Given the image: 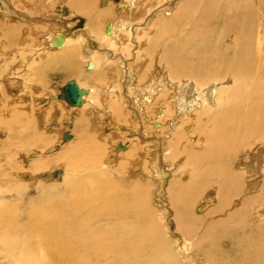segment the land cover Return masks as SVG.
<instances>
[{
	"label": "bare ground",
	"instance_id": "1",
	"mask_svg": "<svg viewBox=\"0 0 264 264\" xmlns=\"http://www.w3.org/2000/svg\"><path fill=\"white\" fill-rule=\"evenodd\" d=\"M28 1L33 5L25 13L13 5V0H3L2 20L31 28L43 26L39 23L44 17L55 18L48 27L50 34H55L54 39L52 35L46 39L47 50L50 51L48 56L55 58L56 53H61L62 60L69 58L66 62L71 66V72L79 73L72 60H75L86 38L88 41L83 47L85 58L92 57L87 58L88 68L95 75L99 63L88 34L107 42L114 49L122 47L126 50L121 56L125 63L128 58H133V53L135 65L141 63L138 74L141 91L130 92L136 83L131 84V80L123 82L126 84L124 93L127 90L129 94L132 118L122 115L125 107L119 106V99L114 96H122L123 90L119 91L118 87L105 88L102 95L107 96L102 98L88 84L72 81L69 83H74L78 99L71 101L65 90L66 99L82 115L78 126L83 129L87 127L85 122L99 123L106 120V116L115 125H118L115 120L122 119V122L119 120L123 124L121 127L125 126V119H129L132 126L140 122V127L146 124L157 129L152 135L146 132L142 138L133 141L132 153H125L122 157L126 162L133 161L137 159L138 152L144 150L142 157L145 162L136 174L158 182V204L166 205L167 212L174 213V219L184 234L179 239L183 254L193 248V239L197 241L198 236L196 232L204 230L207 220L217 217V221L206 226L205 233L195 243L197 251H204L200 254H204L207 264H264V226L257 225V220L264 221V0H122L116 6L118 9L109 7L110 1L107 0L101 3L98 12L97 6L94 7L98 0ZM58 5L62 6V11H65L64 5L70 7L73 16L95 17V25L88 34L83 33L85 37L67 36L55 29L58 25L56 20L62 15L49 12ZM176 5L180 6L179 11L183 10L179 18L172 17L178 13ZM161 12L172 17L171 20L162 16L167 21H161ZM99 18L112 22L103 28ZM159 20L160 24L162 22L161 27L160 24L157 27H160V32H152L154 30L150 28H154ZM166 29L167 33L164 32ZM9 36H4L8 42L14 34ZM135 41L140 42L139 47ZM3 44L0 46L4 48ZM20 44L18 46L22 47ZM159 48L163 51L154 56V51ZM152 55L154 58L151 60ZM145 58L151 62L143 66ZM2 69L0 64L1 74L4 73ZM125 73L128 79H135L131 71ZM91 80L96 83L100 79ZM9 82L7 80L6 83ZM32 97V101L36 100ZM63 97L62 94L51 95L53 100H62ZM101 99L105 101L104 107H101ZM143 105L147 111L142 115V121L140 112ZM154 109L155 117L149 116L147 112ZM40 116L43 122L44 112ZM138 126L132 127L135 130L131 134H138ZM81 128L77 130L81 132ZM158 128L164 130L162 135ZM87 129L90 132L91 128ZM21 130L15 135L18 140L24 138L26 128L23 132ZM81 142L88 144L84 137ZM83 147L74 148L73 153L77 157L64 163L66 177L63 188L50 198L51 208L45 206L43 212L32 213L22 200L23 193L13 189L20 194V201L28 212L13 217L9 211L0 210V261L7 260L9 264H177L178 257L165 237V220L152 206V185L146 179L137 178L131 182L121 179L118 183L116 178L115 182L110 176L99 173L102 163L86 160ZM124 147L120 145L119 149L125 150ZM126 162L121 165L122 170H127ZM40 163H44L47 169L51 166L44 160ZM38 167L42 169L41 165ZM171 176L173 178L167 184ZM29 178L42 180L35 174ZM2 179L1 186L9 184ZM13 190L7 193L12 195ZM208 190L213 195L214 207L203 210L202 203L205 204L207 198L203 197L206 194L203 192ZM256 203L263 206L258 216L250 209ZM231 221L236 224L231 225L232 230L230 225L228 227ZM214 227H219L222 232L217 239L210 238L208 233Z\"/></svg>",
	"mask_w": 264,
	"mask_h": 264
},
{
	"label": "rangeland",
	"instance_id": "2",
	"mask_svg": "<svg viewBox=\"0 0 264 264\" xmlns=\"http://www.w3.org/2000/svg\"><path fill=\"white\" fill-rule=\"evenodd\" d=\"M2 1L3 0H0V3H1L0 4L1 6L0 7L1 8L0 9V41H1L0 44L4 43L3 44L4 48L2 47V45L0 46V64L3 67L2 70L4 73L1 74L2 72H0V75H1L0 84L2 85V86L0 85V123H1L0 125V179L3 178L2 180L3 181L6 180L7 183L9 182V184L3 185V186L0 185V190L3 192L0 194V197L6 199V200L0 199V210L9 211V214L14 217L16 214L18 215H21L22 213L27 214L28 212L27 207L31 209L32 213H37L38 210L43 212V208L45 206H50L51 208V204L49 202L50 198L56 196L57 193L55 192L61 191V188H63V182L66 177V173H65L66 169L64 168V165H65L64 163L70 159H75L77 157L76 154L73 153V149L78 143H82L80 144L79 147L75 149H82V147L85 146L83 148L86 149V153H85L86 158H87L86 160L92 163H97V164L102 163L100 165L99 173H103L107 176H110V179H114L115 182L116 180H118L117 183L120 182L121 179L123 180L125 179L126 181L131 182L132 180H134V178L135 179L137 178L139 180L143 179L144 181L146 179V181H148L149 184L152 185V189L154 191V193L151 194V200L153 202L152 206H153V209L154 208L157 209L158 213L162 215L163 221L165 220L164 221L165 225L163 224L165 227V234H166L165 237H167V239L171 242L170 243L171 249L173 250L174 254L178 257V261L176 262L177 264H183V263L185 264L187 263L188 264H193V263L194 264H207V262L204 259V254L203 256L200 254V253H203L204 251L203 250L197 251V249L195 248V245L198 243V239L200 238L202 233L203 232L205 233L204 230L207 229L206 226L208 227L209 225L217 221L216 220L217 217L213 219L209 218L210 220L209 219L207 220L208 222H206V224L204 225L205 226L204 230L202 228L203 231H198L199 233L196 232L198 236H197V241L193 239L194 246L192 247L194 249L190 248V250H187V254H183V252L181 251V245H180L181 241H179V239H181V236L184 234L178 227V224H179L178 221L174 219V213L173 212L168 213L167 212L168 209L166 208V205L160 206L158 204V200L160 199L159 192H158L159 191L158 182H152V180L149 179L148 176L147 177L143 175L138 176L136 174V172L140 170L142 163L145 162L144 157H142L144 156L143 154L144 150L142 149L141 152L139 151L137 159L133 161L126 162L125 157L124 158L122 157V155L125 153L130 154L133 141L138 140L140 137L142 138L143 134L146 132L152 135V132L154 130H157L154 127L146 126V124H143L142 127H140L138 126L140 122L137 125L132 126V124L129 123L130 122L129 119L128 120L125 119L128 117L132 118L133 110L130 107L131 105L129 103L130 100L128 97L129 94L127 90L124 93V90L126 89V84H124L123 82H125V80H131L130 81L131 84L136 83L134 85L136 87L133 86L134 88L133 90L130 91V88H129L130 92L138 91V89L139 91H141V89L139 88L141 85V82L138 81V74L140 71L141 63L139 66L135 65L136 60L134 59L135 58L133 55L134 53L132 54L133 58H128L129 60L127 59L126 60L127 63H125L124 61H122L121 56L125 54L126 50L122 49V47H118L114 49L109 44H107V42H103L101 39H97V38L94 39L91 36H89L88 34L89 29L93 27L96 23L95 17L90 16L91 18L86 19V18H83L82 16H73L70 7H67L64 5L63 7L65 8V11H62V8H60L62 6L58 5L56 6V9L50 8L51 11L48 10L51 15H57V14L62 15L61 16L62 18L60 17L58 18V20H56L58 22L57 23L58 25L55 26L56 28L55 27L54 28L58 29L59 31L61 30V32L63 31L69 37H75V35L85 37L83 36V33L88 34V37L94 43L93 45L94 53H95L94 56L97 57V58L93 57V59L95 58L97 62L99 63L97 65L98 68L95 70L96 72L94 75V71L89 70L88 68V65H90L88 62V59H92V57L88 56L85 58L86 51H85V48L83 49V47L85 43H87L88 41V39L85 38L83 40L85 43L82 42L80 49H78L75 60H72V64L78 67L79 73L71 72L72 71V70L70 71L71 66L69 67V65H67V62H66V60L69 58L62 60L60 58L61 57L60 55H62L61 53H56L57 55L54 54L56 55L55 58H51L50 55L48 56L50 51L47 50L48 45H47L46 39L49 38V36L51 35L53 39L55 38V34L54 33L50 34L51 29L48 27H50L49 23L55 20V18L53 19L50 17H44V19L41 20L42 22L39 23V24H43V26L40 25L41 27L40 26L31 27V28L30 26L25 27L28 25L15 24L17 22L15 23L12 22L13 24L12 25L11 23H6L7 21L2 20L3 18L2 17V6H3L2 3L3 2ZM104 1L106 2L107 0H100V1L98 0L97 3L94 5V7L97 6V12L100 11L99 7L101 8L102 6L101 3ZM108 1H110L109 7H116L122 2V0H108ZM31 4L32 3L29 2L28 0H25V1L24 0H13V5L15 7L18 6L20 8L19 9L20 11H22L23 9L25 13L31 9V6L33 5ZM179 7L177 5L175 6V9H178L177 10L178 13L175 12L176 14L173 15L172 13L173 11H175L173 10L172 12H170L169 15L171 16L173 15L172 17H177V18L181 17L179 16L182 14L180 13V11H183V10L179 11ZM116 8H113L115 12L117 11ZM162 13L163 12H161L160 17L162 18L163 16L166 18L167 16H165L164 13H163L164 15H162ZM169 18L170 17H167V20H169ZM15 19L19 20L18 18H15ZM163 19L164 18H162L161 21L164 22L166 19L165 20ZM104 20L105 19L100 20V25H104L103 28H106V26L110 24L112 20L110 19H107L105 21ZM159 22L160 20L157 22V25L154 28H150L151 31L154 30L152 32H160L159 30H160L162 22L161 24ZM159 24H160V27L157 28ZM9 28L12 32L9 30ZM25 29L30 30V32H28ZM166 31L167 29L164 32L167 33ZM4 32H6L7 34ZM10 32L14 34V37L13 36L11 37L12 34H10ZM23 35L25 36L24 38L26 39V41L23 38ZM4 36L11 37L10 41L8 42L7 40L9 39L8 38L5 39ZM14 38H16L18 41ZM2 41H6L7 44ZM135 42H137V44L136 43L135 44L139 47L140 42L138 41H135ZM22 43L25 46L22 45ZM19 44L22 47L18 46ZM129 47H132V46H129ZM106 48L107 49L109 48L108 51L111 54L108 53ZM158 50L160 52H158ZM137 51L138 50H136L135 52ZM162 51L163 49L159 48L156 51H154L155 54L153 55L156 56ZM103 52H104V55L106 56L103 55ZM112 54L113 55L115 54V56H112ZM153 55L151 56L152 58H150L151 60L154 58ZM116 56H120V57L116 58ZM118 60H119V63H118ZM149 60L147 58H145L144 61L142 60L143 63L145 62L143 66H146L148 62L150 63L151 61ZM125 64L128 66L125 67ZM101 70H104V72ZM134 70L135 72H137V74L135 72L133 74ZM154 70L155 69L153 66V71ZM125 71L126 72L131 71V74H133L134 76L133 78L135 79H128L129 77L126 76L127 73H125ZM112 73L114 74L113 76H111ZM10 74H12L13 76L11 75L10 77L9 76ZM135 75L137 78L135 77ZM91 78L95 80L97 79H100V80H97L95 83L93 82V80H91ZM2 80L3 82L4 81L5 82L2 83ZM7 80L8 82L9 81L10 82L6 83ZM26 81H27V84L25 83ZM72 81L88 84L89 87L93 88L94 90H97L99 95L104 94V89L105 88L107 89L109 87H113V88L118 87L117 89L119 91L120 89L123 90L122 96L118 94L116 95L114 94V96L116 97V99H119L118 100L119 106H121L122 108L125 107L124 108L125 110L124 109L122 110V115L125 116L126 114V117L124 118L125 121H127L125 123V126L121 127L123 125L122 123H120V121L121 122L123 121L122 119H119L120 121L115 120V122H118L117 123L118 125H115L114 123L110 121V117L108 116L105 117L106 120L100 121L99 123H93V122L91 123L90 121L85 122L84 124H86L85 126L87 127H85L84 129L78 126V121L82 120L83 117L82 115L78 114L79 113L78 109L77 110L73 109L74 105H72L66 99V93H65L66 85ZM127 82L129 81H126V83ZM99 84L102 86L100 87ZM123 87L124 89H122ZM23 88H27V89L23 91ZM100 90H103V91L101 92ZM22 91L24 92V95ZM52 94H62L64 97L62 100L61 99L53 100L51 98ZM32 96L36 97V100L32 101V98H33ZM102 96H103L102 98H104L105 95H102ZM109 97H111V95ZM122 97L124 98L122 99ZM125 100H127V102H125ZM104 102L105 101L101 99V103H100L102 105L101 107L105 106ZM141 107L143 110L142 112H140V114L142 113L141 120L143 121L142 115L145 114L147 110L144 108V105ZM42 112H44L45 114L43 122H41L42 116H40ZM149 112L150 113L147 112L149 116L153 115L155 117V113H156L155 109L149 110ZM152 112L154 114H152ZM127 113L129 114V116ZM6 122L8 125L6 124ZM39 122L42 124H40ZM147 123L150 124V122H147ZM36 124H39V125H36ZM144 125L146 126V128H143ZM77 126L82 129L81 132L77 130L78 129ZM136 126L140 128L138 130V134L133 135L131 134V132L134 131L135 129H132V127L134 128ZM23 128H26V130L23 133L24 138L22 137L19 140L16 139L17 138L16 133L20 132L21 129H22L21 131L23 132ZM87 128L89 129L91 128L90 132L88 131ZM119 128L121 129L119 130ZM163 128H167V126H164ZM158 129L160 130V134L162 135L164 130L162 128H158ZM83 137L86 143L90 144L87 148L86 146L88 144L84 145L85 142H81L83 141ZM146 138L143 137V139H146ZM102 145H104L105 147L104 146L102 147ZM120 145H124L125 150L119 149ZM107 151L110 153H108ZM120 156H121V159H120ZM55 157H59V158L55 159ZM42 160H44L47 165H51V166H49V168L47 169L44 163H40V161ZM124 161L126 162L127 170H122L121 165H123ZM39 165H41L42 169L38 167ZM101 166H103V168H101ZM106 166L108 167L106 168ZM130 169L132 172L130 171ZM34 174L35 176L42 177L41 178L42 180L40 179H39L40 181L36 180L37 182L30 180L29 176H32ZM131 177H133V179ZM139 177H142V178H139ZM172 178H173L172 176L169 178V180L167 181V184ZM50 188L55 189V191H51ZM13 189H16L20 193H23L24 199L22 200H24L25 205L27 207L20 201L21 200L20 194H18ZM10 190H13V192H11L12 195L7 193ZM131 190L132 188L128 190V194L131 192ZM120 192L122 193L123 191L120 190ZM203 195H204L203 197L207 196V198L205 197V204L207 205L202 203V205H204L203 210L212 209L214 206H212L213 195L211 194V190L204 191ZM17 203H20L19 206H17ZM250 209L254 212V215L258 216L260 215L259 211L263 210V206L258 205L256 203L254 207L251 206ZM184 220H185V216L183 217L182 221ZM229 225L233 226L236 224L234 223V221H231L228 223V227ZM257 225L264 226V221L262 222L260 219L257 220ZM232 226L229 228L230 230L234 229L232 228ZM200 227H202L201 224H200ZM216 228L214 227L213 231L211 230L212 232L208 231V233H210L211 235L210 238L217 239L220 236H222L221 229L219 227H216ZM262 232L264 233V228L262 229ZM185 259H187V261ZM6 263L9 264L7 260L2 261V262L0 261V264H6Z\"/></svg>",
	"mask_w": 264,
	"mask_h": 264
},
{
	"label": "water",
	"instance_id": "3",
	"mask_svg": "<svg viewBox=\"0 0 264 264\" xmlns=\"http://www.w3.org/2000/svg\"><path fill=\"white\" fill-rule=\"evenodd\" d=\"M66 93L68 98L73 101L76 102L78 99V92L75 88L74 83H68L65 87Z\"/></svg>",
	"mask_w": 264,
	"mask_h": 264
}]
</instances>
